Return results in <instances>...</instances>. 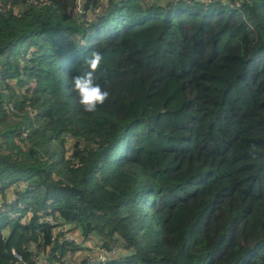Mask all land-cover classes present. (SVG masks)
Masks as SVG:
<instances>
[{"label":"trees","instance_id":"trees-1","mask_svg":"<svg viewBox=\"0 0 264 264\" xmlns=\"http://www.w3.org/2000/svg\"><path fill=\"white\" fill-rule=\"evenodd\" d=\"M0 196V264H264V0H0Z\"/></svg>","mask_w":264,"mask_h":264},{"label":"clouds","instance_id":"clouds-1","mask_svg":"<svg viewBox=\"0 0 264 264\" xmlns=\"http://www.w3.org/2000/svg\"><path fill=\"white\" fill-rule=\"evenodd\" d=\"M103 55L99 51H92L84 60L83 73L73 77L72 91L77 95L78 104L86 113H95L105 105L110 98V91L98 82L97 73L100 71ZM252 159L258 157L257 146L251 144L248 149Z\"/></svg>","mask_w":264,"mask_h":264},{"label":"built area","instance_id":"built-area-1","mask_svg":"<svg viewBox=\"0 0 264 264\" xmlns=\"http://www.w3.org/2000/svg\"><path fill=\"white\" fill-rule=\"evenodd\" d=\"M79 1V0H78ZM8 199L9 201H12L15 199L14 193L11 191L8 193ZM3 200L0 196V211L3 208ZM45 222L52 225H57L58 231L62 233V236L60 239L67 240L69 242H73L75 244H79L82 242L80 237L77 233H71L68 232L66 225H59V221L53 217L52 215H49L45 218ZM85 245L88 248V251L83 253V257L86 260L87 263L93 264V263H104L111 259H113L115 256H117V249L113 250H107L103 247H100L99 245H94L92 242H86ZM14 257L18 261L19 264H27L25 261L22 260V257L18 255L17 253H13ZM34 261L36 262H42L41 258L39 256L33 257Z\"/></svg>","mask_w":264,"mask_h":264}]
</instances>
